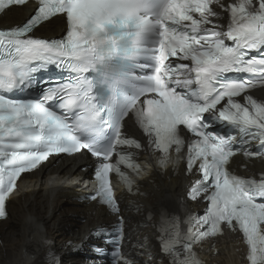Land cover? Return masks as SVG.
<instances>
[{"label": "snow or ice", "instance_id": "6c2138e0", "mask_svg": "<svg viewBox=\"0 0 264 264\" xmlns=\"http://www.w3.org/2000/svg\"><path fill=\"white\" fill-rule=\"evenodd\" d=\"M24 3L25 0H0V12ZM217 8L230 18L226 28L216 22L222 18ZM58 13H66L71 25L66 42L49 43L29 35ZM116 21L130 22L141 33L154 34L157 65L147 77L149 86L113 111L115 132L107 148L84 143L78 135L101 115L82 82L74 80L60 87H48L38 100L12 99L0 94V217L5 216L6 198L22 173L36 169L53 154L86 150L99 158L94 172L99 187L92 198L117 216L109 229L97 231L106 243L113 245L111 255L118 262L122 256L124 218L119 215V202L110 186L109 174L123 176L119 165L136 167L128 155L117 151L118 146L130 144L122 136V121L131 118V113L142 130L154 138L155 148L164 154L173 146L181 151L185 133L195 137L188 142L187 167L192 170L198 162L201 175L191 188L190 198L203 197L208 202L205 215L197 221L200 228H207L189 230L183 258L176 248L180 243L178 236L163 243V251L173 256V264H197L192 255L193 244L217 232L223 222L238 226L243 233L251 264H264V202H258L264 201V176L259 180L242 178L228 168L239 147L251 140L264 145V102L246 94L256 86L255 82L225 77L230 72L257 71L264 77V58L249 56L250 52L264 48V0H233L227 5L224 0H165L155 10L149 9L145 0H39L35 14L9 31L6 46L0 44V90L24 85L36 61L55 62L66 65L73 73H82L93 55L94 38L104 25ZM4 35L0 32V36ZM178 54L180 59L191 61L192 66L178 64L173 68L165 64L169 57ZM260 55L264 57V53ZM193 73L194 79L190 78ZM260 83L264 84V79ZM192 84L197 85L195 90L190 89ZM150 93L153 98H145L141 104L140 98ZM242 94L245 103L234 99ZM54 98L62 101L60 107L66 110L63 114L48 106ZM73 107L82 109L79 116L70 117ZM217 123L232 126L236 134L210 130ZM135 148L140 149V143H135ZM114 153L119 158L111 164L108 161Z\"/></svg>", "mask_w": 264, "mask_h": 264}, {"label": "bare ground", "instance_id": "6f19581e", "mask_svg": "<svg viewBox=\"0 0 264 264\" xmlns=\"http://www.w3.org/2000/svg\"><path fill=\"white\" fill-rule=\"evenodd\" d=\"M35 6L7 10L2 26L18 25ZM43 36H54L66 29V21L56 18L42 25ZM264 102V94L260 97ZM127 132L142 139L136 151L138 168H130L127 184H120L119 215L124 218V260L120 264H173L162 245V228L171 215L200 207L186 198L187 188L196 178L180 163L183 154L160 155L130 121ZM96 161L83 155L48 161L39 171L27 175L17 194L7 204L9 218L0 222V264H108L94 257L90 244L100 243L90 232L110 226L117 216L100 203L86 198L83 180H88ZM234 173L255 176L264 171L261 160L231 161ZM129 181L131 183H129ZM201 264H247L241 237L225 229L196 247Z\"/></svg>", "mask_w": 264, "mask_h": 264}]
</instances>
